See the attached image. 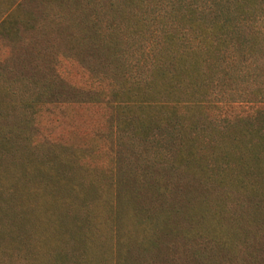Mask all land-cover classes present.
<instances>
[{"label":"rangeland","instance_id":"obj_1","mask_svg":"<svg viewBox=\"0 0 264 264\" xmlns=\"http://www.w3.org/2000/svg\"><path fill=\"white\" fill-rule=\"evenodd\" d=\"M13 1L0 0V19ZM132 4L29 0L27 24L0 32V264H264V182L254 193L235 173L264 152V104H248L247 85L235 89L240 101L204 114L194 104L165 121H118L97 41L114 29L117 61L140 58L156 24L145 22L151 4ZM131 13L135 32H122ZM81 31L93 34L89 45ZM162 49H151L144 74ZM90 86L96 100H76Z\"/></svg>","mask_w":264,"mask_h":264},{"label":"trees","instance_id":"obj_2","mask_svg":"<svg viewBox=\"0 0 264 264\" xmlns=\"http://www.w3.org/2000/svg\"><path fill=\"white\" fill-rule=\"evenodd\" d=\"M27 1L29 0L13 1L0 19V32L7 37L15 36L18 27L27 24L28 15L24 10ZM125 1L128 6L136 3L138 10L140 7L145 8L146 4H151L152 15L146 14L145 22L149 23L151 20V25L155 23L156 27L145 30L152 38L144 37L143 33V41L138 43L143 47L137 50L140 51V58L135 62L117 61L121 57L115 54V44L112 43L116 41L112 31L114 29L108 32L110 28L104 27L106 38L94 40L100 43L98 45L103 51L100 54L105 52L108 60H111L113 76L104 95L107 96L108 103L119 107L118 121H165L178 106L198 104L202 113V108L233 105L240 101L234 97L240 92L237 90H242L247 85L248 104H264V0ZM74 2L81 7L88 4L89 0ZM111 11L112 9L109 12ZM121 16L122 32L126 29L132 33V27L137 22L134 20L135 13H131L126 21L125 15ZM81 21L84 19L81 18ZM94 32L97 38L103 35L100 26H97ZM82 37L81 43L87 42L89 45L93 34L84 31ZM155 45L164 49L158 52V58L154 60L155 70L146 75V58ZM132 47V43H124L121 49L123 55L131 54L129 51ZM119 68L121 71L117 70ZM105 78L106 75H98L97 84L103 83ZM117 83L118 87L115 88ZM78 92L79 97L77 96L76 100L95 101L101 90L90 86L85 91L79 89ZM83 94H86L88 99H81ZM176 115L180 117L181 113ZM253 115H257V112L249 114L248 121ZM239 118L242 117L235 115L225 120L237 121ZM252 158L255 161L248 163L246 171L236 169L235 173L240 182L248 183L252 192L262 193L259 183L264 182V152H258ZM206 174L209 178L215 176L209 172ZM126 208L127 203L124 209ZM124 212L126 213L125 210ZM134 214L136 215V212ZM127 218L130 224L135 220L134 217ZM137 224L136 220L134 225ZM101 238L103 236L98 235V241L93 246L97 254L98 249L103 246ZM82 240L88 243V240ZM109 243L111 247L114 243L113 236L109 238Z\"/></svg>","mask_w":264,"mask_h":264}]
</instances>
